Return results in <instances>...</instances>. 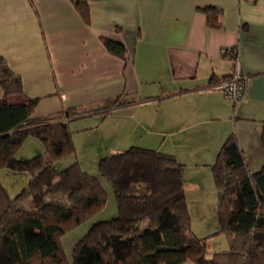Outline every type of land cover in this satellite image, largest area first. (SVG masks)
Wrapping results in <instances>:
<instances>
[{"label":"crops","instance_id":"crops-1","mask_svg":"<svg viewBox=\"0 0 264 264\" xmlns=\"http://www.w3.org/2000/svg\"><path fill=\"white\" fill-rule=\"evenodd\" d=\"M75 1L0 0V55L24 95L38 98L35 115L118 93L143 98L70 124L79 122L76 130L99 158L133 145L174 154L186 198L199 205L218 204L210 167L230 133L250 170L264 165V0H85L88 23ZM207 5L222 10L220 27L207 23L200 9ZM104 37L122 40L127 59L111 54ZM231 46L248 75L235 110L212 87L231 73L222 53Z\"/></svg>","mask_w":264,"mask_h":264},{"label":"trees","instance_id":"trees-1","mask_svg":"<svg viewBox=\"0 0 264 264\" xmlns=\"http://www.w3.org/2000/svg\"><path fill=\"white\" fill-rule=\"evenodd\" d=\"M74 3L88 23L87 2ZM200 9L210 26H221L220 8ZM102 41L111 54L127 59L122 40ZM222 53L233 60L236 46ZM142 99L118 93L35 115L38 98L24 95L20 76L0 55V168L29 175L28 184L14 196L0 184V264H264V165L249 169L234 133L222 142L211 164L220 191L219 231L227 248L208 256V236L192 232L182 164L176 156L133 145L99 158L98 172L111 183L116 214L93 222L68 260L62 236L99 212L107 195L99 177L83 170L77 160L56 169L61 157L75 152L70 121L90 114L103 118ZM28 136L40 141L44 153L18 158L16 151ZM260 140L264 148V120Z\"/></svg>","mask_w":264,"mask_h":264},{"label":"rangeland","instance_id":"rangeland-1","mask_svg":"<svg viewBox=\"0 0 264 264\" xmlns=\"http://www.w3.org/2000/svg\"><path fill=\"white\" fill-rule=\"evenodd\" d=\"M78 124L79 122L70 124L71 129L74 130L75 152L61 157L56 162V169L60 170L63 167H66L67 165L72 163V161L77 160L80 167L83 170L91 174H95L99 177L104 189L106 190L107 195H106L105 205L99 212L94 214L92 217H90L88 220L84 221L83 223L69 229L62 236L61 240L68 260H71L72 249L74 244L88 231V229L90 228L93 222L101 219L110 218L116 214V200L114 197L111 183L99 174L98 172L99 157L95 156L96 154L93 153L94 152L93 150H89L87 148L88 146L87 143L85 146L86 138L80 137L84 133V131L76 130L75 128ZM39 144L41 145L40 141L37 138L33 136H28L16 151V156L18 158L23 157L22 159H28L36 155L37 153L38 154L44 153L43 146L41 148V152L36 150V147ZM257 169L259 168H255L251 170L255 171ZM8 170L9 171H7L5 168H0V184L7 190L10 196H14L22 187L28 184L29 175L28 173H26V171L23 170L22 171L19 170L10 171V169ZM24 175L28 177L24 178ZM218 192L220 197V191L218 190ZM189 199L190 200L186 198L188 209L191 216L192 232L199 236H208L207 255L209 256L212 253V251L221 250V248H219L221 244L225 245L224 247L227 248L225 234L222 231H219L220 224L218 222V219L216 217H213V213L214 216L216 213L217 203L213 205L214 202H211V207H210L206 201H204L203 204L199 205L198 202H196L195 198L193 200L191 198ZM203 211L206 219L208 220L203 218ZM198 214L200 215L201 218L199 217ZM209 214H212L211 218H209L208 216ZM207 228L209 229L210 232H205ZM211 231L214 232L209 235L208 233H211ZM181 264H195V263L192 260H186Z\"/></svg>","mask_w":264,"mask_h":264},{"label":"built area","instance_id":"built-area-1","mask_svg":"<svg viewBox=\"0 0 264 264\" xmlns=\"http://www.w3.org/2000/svg\"><path fill=\"white\" fill-rule=\"evenodd\" d=\"M248 75L244 71L241 61L236 53L232 60V70L228 77L215 82L212 87L223 92L224 96L230 101L234 107L243 101L246 95Z\"/></svg>","mask_w":264,"mask_h":264}]
</instances>
